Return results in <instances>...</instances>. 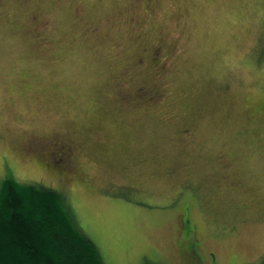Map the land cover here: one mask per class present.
<instances>
[{
    "label": "rangeland",
    "instance_id": "374dc122",
    "mask_svg": "<svg viewBox=\"0 0 264 264\" xmlns=\"http://www.w3.org/2000/svg\"><path fill=\"white\" fill-rule=\"evenodd\" d=\"M7 176L64 194L105 264L258 263L264 0H0Z\"/></svg>",
    "mask_w": 264,
    "mask_h": 264
},
{
    "label": "trees",
    "instance_id": "16d2710c",
    "mask_svg": "<svg viewBox=\"0 0 264 264\" xmlns=\"http://www.w3.org/2000/svg\"><path fill=\"white\" fill-rule=\"evenodd\" d=\"M0 264L105 262L64 194L7 176L0 181ZM256 264H264V255Z\"/></svg>",
    "mask_w": 264,
    "mask_h": 264
},
{
    "label": "flooded vegetation",
    "instance_id": "af4514ba",
    "mask_svg": "<svg viewBox=\"0 0 264 264\" xmlns=\"http://www.w3.org/2000/svg\"><path fill=\"white\" fill-rule=\"evenodd\" d=\"M122 92V90L120 91ZM133 96V95H132ZM127 99V98H126ZM49 144L46 145V143L44 141H37V142H34L33 143V147L34 148H39V147H42V148H45V147H50V148H54L55 150H59L60 151V154H62L64 157L68 154V150H67V147L62 145V143L59 145V142H52V141H49L48 142ZM45 151V150H44ZM57 153V152H56ZM81 175H83L82 173H80ZM76 175H77V172H76ZM81 179V178H80ZM212 254V253H211ZM214 255L212 254V257ZM215 257H213L212 259L214 260ZM197 262V261H196Z\"/></svg>",
    "mask_w": 264,
    "mask_h": 264
}]
</instances>
